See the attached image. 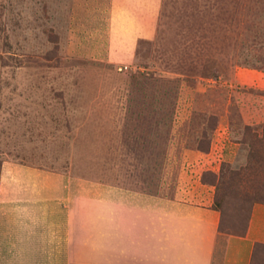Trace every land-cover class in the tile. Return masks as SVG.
I'll return each mask as SVG.
<instances>
[{"label":"rangeland","instance_id":"obj_1","mask_svg":"<svg viewBox=\"0 0 264 264\" xmlns=\"http://www.w3.org/2000/svg\"><path fill=\"white\" fill-rule=\"evenodd\" d=\"M5 160L126 204L211 193L241 234L264 203V0H0Z\"/></svg>","mask_w":264,"mask_h":264},{"label":"crops","instance_id":"obj_2","mask_svg":"<svg viewBox=\"0 0 264 264\" xmlns=\"http://www.w3.org/2000/svg\"><path fill=\"white\" fill-rule=\"evenodd\" d=\"M188 193L126 204L86 196L84 178L67 171L5 160L0 264H251L264 245V203L241 234L226 233L211 193Z\"/></svg>","mask_w":264,"mask_h":264},{"label":"trees","instance_id":"obj_3","mask_svg":"<svg viewBox=\"0 0 264 264\" xmlns=\"http://www.w3.org/2000/svg\"><path fill=\"white\" fill-rule=\"evenodd\" d=\"M213 205H214V207L216 208V209H218V206H217V204H216V201L214 200V203H213ZM219 210V209H218Z\"/></svg>","mask_w":264,"mask_h":264}]
</instances>
